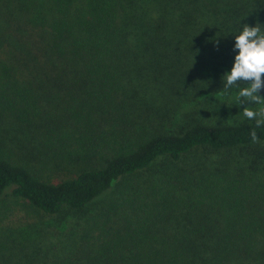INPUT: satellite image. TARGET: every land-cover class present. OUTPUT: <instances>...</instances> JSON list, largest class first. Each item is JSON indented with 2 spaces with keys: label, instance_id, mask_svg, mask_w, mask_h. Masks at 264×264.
Here are the masks:
<instances>
[{
  "label": "trees",
  "instance_id": "16d2710c",
  "mask_svg": "<svg viewBox=\"0 0 264 264\" xmlns=\"http://www.w3.org/2000/svg\"><path fill=\"white\" fill-rule=\"evenodd\" d=\"M245 24L264 0H0V144L45 151L0 156L30 219L0 264H264V126L222 81Z\"/></svg>",
  "mask_w": 264,
  "mask_h": 264
},
{
  "label": "clouds",
  "instance_id": "9594fccd",
  "mask_svg": "<svg viewBox=\"0 0 264 264\" xmlns=\"http://www.w3.org/2000/svg\"><path fill=\"white\" fill-rule=\"evenodd\" d=\"M238 50L235 56L234 65L230 72L223 77V90L227 91L238 87L246 82L247 86L238 87L236 99L240 106L254 104L253 107H243L242 115L248 120L255 121V127L264 126V96L259 93L264 89V31L262 26L257 24L251 27L247 24L242 26L238 35H235L234 51ZM254 143L259 142L257 132H251Z\"/></svg>",
  "mask_w": 264,
  "mask_h": 264
},
{
  "label": "rangeland",
  "instance_id": "374dc122",
  "mask_svg": "<svg viewBox=\"0 0 264 264\" xmlns=\"http://www.w3.org/2000/svg\"><path fill=\"white\" fill-rule=\"evenodd\" d=\"M9 117H11V116H9ZM1 129L2 128H0V134L2 133ZM38 142L40 143L39 140H38ZM34 145H37L38 147H35V146L30 144L29 148L33 151L32 153H30L27 150L22 151L21 149H19L18 147L14 146V145L6 146L4 143H2V144H0V156L7 158V159H9V160H11L17 164H25V165H29V166H34L33 168H36L40 172H42L43 163L39 159H42L45 157L44 156H42L41 158H33V157L39 156V155H44L43 153H45V151L41 148V144L40 145L34 144ZM1 147H4V148H1ZM39 150H42V154H40L38 152ZM98 165L99 164H97V163L96 164L95 163H83V164L71 165L68 167L69 171L66 169H63L65 172H62V173L54 172L53 174L55 175V177H57V179H64V178L74 176V174H77L82 169H86L90 166H98ZM150 173L148 172V173H145L144 175H149ZM145 178H147V176ZM115 191L116 190H114L113 192L115 193ZM114 193H110L107 196V198H109L110 196H114ZM106 200H108V199L105 198V201ZM5 201H10V202H8V209L7 210L2 209L3 217H0V229H2L3 231H6L8 233H11L13 235L18 236L19 233L17 231H20L25 225H27L26 222H29L30 219L25 217L24 216L25 214L23 216H19V215H21V213H19V212L22 210V207L20 205H16L15 201H18L16 198L11 197ZM47 222H50V229L53 233L50 235V238H52V237L57 238V234L62 229L58 226L57 222H55V221H52V222L47 221ZM77 230L83 231V227L79 226Z\"/></svg>",
  "mask_w": 264,
  "mask_h": 264
}]
</instances>
